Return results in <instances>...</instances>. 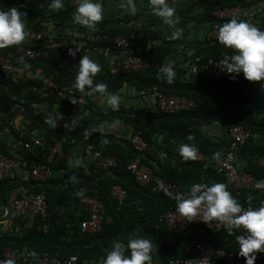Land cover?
<instances>
[{
  "label": "trees",
  "instance_id": "1",
  "mask_svg": "<svg viewBox=\"0 0 264 264\" xmlns=\"http://www.w3.org/2000/svg\"><path fill=\"white\" fill-rule=\"evenodd\" d=\"M263 4L264 0H196L187 9L177 13L180 22L176 27L183 29V35L179 40L167 39L174 31L170 26L161 25L156 20L141 21L137 16L121 18L119 21L111 19L101 22L94 30L85 27V31L95 34L123 35L129 39L134 37L132 47L135 53L141 54L145 61H155L159 65L167 63L169 58L175 64H182L183 59L187 60L191 55L201 62L210 58L221 60L225 55L233 54V50L225 48L218 39L210 41L199 39L195 41L196 43L188 41L190 31L188 25L192 24L193 30L204 35L206 31L218 29L220 25L231 20L214 17V11L237 6L260 8L263 11ZM0 7H16L26 13L25 24L33 31L46 29L49 27L47 25L53 22L60 25L67 23V19L61 18L62 16H47L41 10L30 9L25 0H0ZM245 21L264 30L263 13L255 20ZM61 42L60 39H57L55 44L42 41L37 48L48 49L49 55L36 59L25 57L23 59L29 65L27 70L42 72L51 77L55 84L65 89L63 94L49 93L43 89L38 79L2 78L0 116L3 115V119L0 128L4 130L5 127L15 126L11 131L17 137L19 128L16 126L18 124L16 120L20 118L26 128L25 141L29 139L32 131H40L46 136V153L55 141L60 140L66 151L78 152L92 146L103 158L115 157L116 166L103 170L97 166L96 161L90 160L91 166L88 172L64 173L68 161H63L55 167L57 173L43 182L42 187H38L32 180L23 181L20 177L0 181V200L8 202L11 192L24 185L42 188L48 201L46 219H38L32 229L19 235L6 232L1 235L0 259L6 247H14L48 252L57 256L61 261L60 264H64L63 261L71 256H77L79 264H102L106 252L114 241L120 240L126 243L131 236H140L152 241L154 245L152 261L156 264H167L171 259L183 258L188 247L204 241L211 243L217 249L238 255L239 245L236 237L244 234L243 229H234L229 234L227 227L215 232L203 224L194 223L185 230L173 231L160 224L161 215L176 209V199L163 197L154 191L153 183L148 185L137 183L127 170V166L139 153L125 138L111 133H101L99 128L101 125L112 126L117 123L131 125L134 131L141 133L149 145L141 158L142 162L151 167L157 176L176 184L180 192L184 193L195 183L225 184V180L208 162L198 163L181 158L177 153L178 147L172 142L176 141L178 145L180 143L194 145L207 157H211L218 151H228L232 144L231 142L218 144L208 136L206 130L216 124L226 125L227 130L231 126L241 125L251 131L252 137L239 148L236 157L244 164L246 171L259 181L264 180V168L258 165L259 159L264 156V89L261 85L252 91L241 74L233 75L226 80L202 77L183 81L175 78L172 84H168L157 79L156 68H147L138 73L119 70L108 75L99 72L94 78V83H105L109 92L119 94L124 88H128L138 97L155 92L186 96L195 102V107L174 114L152 111L149 108L133 110L121 107L113 111L107 106H96L92 103L86 90L84 93L87 97H84L87 103L84 109L79 110L77 104L72 103V97H79L81 92L73 87L80 55L70 67H62L55 60L53 53L56 49H60ZM96 46L88 44L83 49L95 50ZM97 47L101 48V45ZM3 55L9 56L15 66L23 68V64L19 62L22 56L17 54L16 46L0 49V56ZM42 103L51 108L58 105L57 111L66 110L75 115L77 119L75 125L70 129L53 128L51 124L46 123L49 117L48 112H44L45 110L43 111L39 106ZM72 106L74 109L71 111ZM93 129L95 131H92ZM86 130H88L87 135ZM189 136L192 137L191 140L188 139ZM163 139L167 142H163ZM0 153L10 155L8 137L0 141ZM17 153L28 161L29 165L32 160L38 163L45 162V157L37 151L31 152L22 146L17 148ZM160 154L166 155L165 160L160 159ZM60 169L62 174L59 172ZM117 184L123 186L127 192L122 204L111 194L113 186ZM83 189L87 193L97 195L105 206L102 230L95 234L83 232L80 227L81 221L88 216L80 203L84 195ZM227 190L245 209L249 205L257 208L264 203V189L238 192L227 187ZM42 223L49 225L47 232L37 230V226ZM257 255L258 259H264V253Z\"/></svg>",
  "mask_w": 264,
  "mask_h": 264
},
{
  "label": "built area",
  "instance_id": "2",
  "mask_svg": "<svg viewBox=\"0 0 264 264\" xmlns=\"http://www.w3.org/2000/svg\"><path fill=\"white\" fill-rule=\"evenodd\" d=\"M264 14V10L260 8H241L239 6L233 8H226L216 10L213 12L214 17L218 19H251L255 20ZM261 18V17H260ZM27 36L25 41L16 46V52L22 57L28 59H36L41 56L49 55L48 49L43 50L37 48L42 41L54 43L57 39L62 41L60 49H56L54 58L61 64L62 67H70L82 51L78 52L76 58L73 59L68 54L69 48H75V45L88 44L101 45V48H96L104 52L105 56L112 57L118 63L120 70L125 72L138 73L147 68H156L159 70L160 65L155 61H145L141 54L135 53L132 47V39L123 35H109L106 33L95 34L93 32L84 33L82 36L74 33H69L62 37H55L51 34L48 28L41 31H33L26 27ZM203 41H210L218 39V29H211L203 35ZM55 44V43H54ZM105 47H103V46ZM106 53V54H105ZM218 61L210 58L206 61H199L196 59L193 62L187 63L188 77L190 78H209L214 80L230 79L233 75L221 72L219 69ZM241 77L246 81V85H250L251 90L257 89L261 82H249L243 74ZM5 79H38L42 83L43 89L49 93L63 94L65 90L61 86L54 83L53 79L49 76L42 74V72H33L22 67H17L12 63L9 56H0V80ZM1 96V94H0ZM154 104L150 108L158 110L163 113L174 114L182 111H189L195 107V102L186 96L166 95L160 92H155L150 95ZM20 106V105H19ZM44 112H48L49 120L57 124L56 129H70L72 128L71 121L68 120V111H57L58 105L51 108L45 103L39 105ZM38 107V105H36ZM55 112V113H54ZM66 115V116H65ZM3 115L0 116V124ZM12 124V123H11ZM19 128L18 125H16ZM11 128L15 126L5 127L4 130L0 128V141L8 137L10 155L0 153V181L7 179H16L20 177L23 181H34L38 187H42V183L51 179L57 170L55 167L63 161L71 160L76 154L75 150L66 151L63 143L60 140L45 152V138L40 131H32L29 134V139L24 140L26 129L25 127L19 128V135H13ZM121 136L129 142L132 147L139 153L127 166V170L132 175L133 179L141 184L148 185L153 183V190L161 194L163 197L175 199L176 193H181L178 186L174 183L168 182L165 179L157 176L153 169L141 160L144 152L149 148L147 141L143 138L140 132L134 131L131 125L125 129ZM231 148L226 151L219 160H214L208 157L197 149V158L188 159L198 163L210 161L214 165L217 173L224 177L225 184L229 188L236 191H247L257 189L256 183L259 181L251 173L244 169V164L238 161L236 152L241 146L246 144L252 137L250 130L245 129L241 125L231 126L227 130ZM178 145L177 153L179 154ZM187 144V143H186ZM24 147L28 151H37L38 154L45 157V162L38 163L35 160L30 162L24 160L18 153V147ZM83 154L90 160H94L97 166L103 170L111 169L116 166V158L109 156L103 158L98 150L92 146L83 150ZM182 158V157H181ZM184 159V158H183ZM258 165L264 168V156L258 161ZM30 166V167H29ZM38 187H29L21 185L9 195V201L0 200V237L3 233L20 234L24 231L32 229L37 220L46 219L48 215V201L45 191ZM84 195L80 200L81 205L84 207L88 217L80 223L83 232L95 234L100 232L105 221V206L97 195L87 193L82 190ZM165 192L172 193V195H165ZM111 194L115 197L120 204L124 202L127 197V192L123 186L114 185ZM200 217H194L191 220L182 217L176 209L169 210L159 217V223L165 225L169 230L182 231L185 230L190 224H203L212 231L219 232L227 227L225 223L213 221L206 224L199 220ZM49 225L42 223L37 226L38 231L47 232ZM60 264L61 261L57 256L51 255L48 252H39L33 249H18L14 247H6L0 259V264ZM64 264H79L77 256H71L63 261ZM151 264H156L153 261ZM167 264H245V259L237 254L224 249H217L209 242H199L187 248L183 258L171 259ZM256 264H264V259H257Z\"/></svg>",
  "mask_w": 264,
  "mask_h": 264
},
{
  "label": "clouds",
  "instance_id": "3",
  "mask_svg": "<svg viewBox=\"0 0 264 264\" xmlns=\"http://www.w3.org/2000/svg\"><path fill=\"white\" fill-rule=\"evenodd\" d=\"M149 3L153 13L174 29L168 39H181L183 29L176 27L180 18L175 15V8L166 0H149ZM74 5L73 23L94 30L98 22L102 21L104 9L100 0H74ZM63 6V0H50V10L59 11ZM121 8L133 15L137 11L134 0H122ZM25 17L26 13L16 7H0V49L18 46L25 41ZM218 42L233 50V54L225 55L218 61L220 71L229 75L243 74L249 82H261V88L264 89V30L245 20L232 18L218 27ZM81 51L82 47L75 45L74 49H68V54L75 59ZM19 62L23 64V69L29 68L23 57H20ZM101 71L102 66L83 53L73 87L81 92L87 90L89 96L100 94L107 107L116 111L121 104L119 94L109 92L103 82L94 83V78ZM156 76L157 79L172 84L176 78L173 62L161 64ZM72 103L75 104V101L72 100ZM46 123L53 128L57 127L51 120ZM85 134H88V130ZM188 139L191 140L192 137L189 136ZM179 154L185 160H194L197 158V149L194 145L182 143ZM212 158L219 160L220 153H214ZM255 187L264 189V180L258 181ZM165 195L172 193L165 192ZM175 199L176 210L182 217L189 220L200 217L199 220L206 224L213 221L223 222L229 234L234 229H243L244 234L238 235L236 240L239 245L238 255L245 259V264H256L257 254L264 253V203L257 208L249 205L245 209L224 183H195L188 191L176 193ZM153 248L150 239L140 236H131L126 243L116 240L106 252L102 264H151Z\"/></svg>",
  "mask_w": 264,
  "mask_h": 264
},
{
  "label": "crops",
  "instance_id": "4",
  "mask_svg": "<svg viewBox=\"0 0 264 264\" xmlns=\"http://www.w3.org/2000/svg\"><path fill=\"white\" fill-rule=\"evenodd\" d=\"M25 1L29 4L30 9H37L38 11L41 10V12L46 14L47 16L48 15H55L57 17L62 16L61 18L67 19L66 20L67 23H65L64 25H60V23H55V22L47 25L49 26L47 28L49 29V31L51 32L53 36L62 37V39H64L65 36L68 35L70 32L77 34V35H81V36L87 32V30L85 31L86 29L85 27L79 26L76 24L74 25L72 23L73 22L72 13L75 11L74 0H63L64 6L59 11L50 10L49 8L50 0H25ZM194 1L196 0H166V2L170 6L175 8L176 15L181 10L187 9L190 5H192V3H194ZM100 2L103 5L104 15H103L102 21L98 22L97 25H99L101 22H105L111 19H114L115 21H119L121 18H129L133 16L139 17L141 21L156 20L160 22L161 25L162 24L166 25L163 23L161 18L157 17L153 13L149 0H134L135 6L137 9L134 15L129 13L125 9L121 8L122 0H118V1L117 0H100ZM191 25H188L190 31H189V36L187 37V39L188 41L193 42L195 41V39H198L203 34L200 32V34H198L197 36L195 33L198 31L193 30L194 28L190 27ZM25 26L27 27L26 24ZM80 46L82 47V45ZM82 53L89 55L91 59L99 63L102 66V71H101L102 73L105 72V73H108L109 75V74H114L120 70L116 60H114L112 57L105 56L103 51H100L98 49L91 50L90 48L83 49L82 47ZM186 53L189 54L190 52L186 51ZM82 55L79 56L80 57L79 59L82 58ZM194 57H195L194 55L188 56L187 60L183 59L182 64L173 63L175 67V71H176V78H180L183 81L192 79L191 77L189 78L187 75L188 73L187 63L195 61L197 57L195 58ZM169 61L174 62L170 58L167 60V62ZM184 70H186L187 72H185ZM253 90H256V89H253ZM79 93H80V96L76 98L74 96L72 97V100H74L75 103L77 104V108L79 110H82L85 108V105L87 103L85 101L86 98L84 97L86 96V93L84 92H79ZM119 96L121 97V104L119 108L124 107L125 109H133V110L140 109V108L150 109L153 107V104H154V100L150 95L140 96V97L134 96V93L132 92V90L128 88H124L119 93ZM69 97L71 98V96ZM90 99H91V102L94 103L96 106H103V107L107 106L106 101L101 98L100 94H94L90 96ZM73 109H74L73 106L70 107L71 111ZM67 117H68V120L71 121L72 126L75 125L77 121L75 115H72L69 113ZM16 122L18 123L17 125L19 126V128L25 127L20 118H18ZM127 127H128L127 124L117 123L114 126L113 125L112 126L108 125V126H103V127L100 126L99 130L101 133H111V134L117 135V137H120L122 135L121 132L123 133ZM206 133L208 134V136H210V138L213 141L217 142L218 144L229 143L226 125H221V124L213 125L209 129L206 130ZM162 141L167 142L166 140L164 141V139ZM172 144L178 147V144H176V141H173ZM223 151L224 150L218 151L220 153V157H222V155L225 153V151L224 152ZM213 155L211 157H213ZM211 157H208V159H210ZM165 158H166V155L160 154V159L165 160ZM208 164L215 169L214 165L211 164L210 161H208ZM90 166H91V161L88 157H86V155L83 154V151L82 150L78 152L76 151V154L74 155V157L68 161V164L66 165L67 169L64 168L63 172L64 173H67L69 171L70 172L71 171L88 172V169L90 168ZM59 172L60 174H62V169H60Z\"/></svg>",
  "mask_w": 264,
  "mask_h": 264
},
{
  "label": "rangeland",
  "instance_id": "5",
  "mask_svg": "<svg viewBox=\"0 0 264 264\" xmlns=\"http://www.w3.org/2000/svg\"><path fill=\"white\" fill-rule=\"evenodd\" d=\"M189 25H191V24H189ZM190 27H192V25H191ZM195 34L198 36L199 32H196ZM199 39H201V41H203L204 36L201 35V37H199L198 39H195V41H196V40L198 41ZM193 40H194V39H193ZM195 41H193V42H195ZM195 43H196V42H195ZM253 91H254V90H253ZM85 101H87V100L85 99Z\"/></svg>",
  "mask_w": 264,
  "mask_h": 264
}]
</instances>
